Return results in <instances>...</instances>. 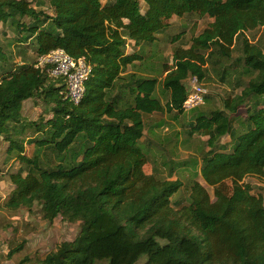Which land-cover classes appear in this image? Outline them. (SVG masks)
<instances>
[{
    "label": "trees",
    "instance_id": "obj_1",
    "mask_svg": "<svg viewBox=\"0 0 264 264\" xmlns=\"http://www.w3.org/2000/svg\"><path fill=\"white\" fill-rule=\"evenodd\" d=\"M49 4L51 14L39 7ZM0 0V23L16 29V44L38 58L63 50L91 66L86 95L74 104L63 78L50 79L37 62L1 66L0 135L27 174L10 176L15 189L6 208H42L44 219L81 223L73 241L61 243L38 264H264V199L252 193L249 176L264 177V50L242 42L241 74L250 75L240 93L226 97L222 109L198 114L189 135L208 137L198 181L186 199L180 181L148 175L145 117L184 114L186 81L206 78L207 59L217 50L231 57L245 33L264 29V0ZM143 6L145 8H143ZM196 15L213 22L176 46L173 65L164 68L166 105L157 95L159 80L124 71L143 61L127 52L154 44L172 19ZM26 18L29 22H26ZM181 39V33L172 40ZM0 60L7 57L0 45ZM227 72L224 71L222 80ZM41 99L52 118L22 122L23 103ZM210 96H205V103ZM246 109V117L239 111ZM195 110V109H194ZM236 123L238 126H236ZM39 150L54 152L57 164L29 158L15 138L29 130ZM15 135V136H14ZM229 136L228 145L218 146ZM22 246L12 249V257Z\"/></svg>",
    "mask_w": 264,
    "mask_h": 264
},
{
    "label": "rangeland",
    "instance_id": "obj_2",
    "mask_svg": "<svg viewBox=\"0 0 264 264\" xmlns=\"http://www.w3.org/2000/svg\"><path fill=\"white\" fill-rule=\"evenodd\" d=\"M33 6H40V0H29ZM112 0H102L105 4ZM143 8H145L143 6ZM39 10L51 14L52 10L47 3H43ZM26 22L29 19L26 18ZM213 22L209 17L199 18L196 15L184 18L172 19L171 27L167 32L159 36V41L154 44L143 45L139 50L128 41L127 52H138L143 56L142 62L128 67L124 76L135 74L141 77H154L159 80L157 95L166 105L169 100V92L163 89L165 77L164 68L173 65V53L176 46L189 48L192 38L198 36ZM181 33V39L174 44L173 38ZM17 31L10 24L4 26L0 23V45L7 57V62L0 60V67H18L24 63L37 62L39 58L30 47L16 44ZM247 38L250 43L264 50V29L247 32L240 36L237 45L232 49L231 57L225 58L215 50L207 59L206 78L201 82L209 101L191 112L154 114L145 117L146 129L142 139L148 163L145 172L164 180L180 181L183 187L178 195L179 199H186L192 182H200L213 197V189L203 180L200 170L204 154L211 149L208 137L201 135H189L191 124L195 123L198 114L206 111L222 109L223 100L234 94L240 93L243 86L250 80V75L241 74L243 65H236L243 57L242 42ZM32 50V51H31ZM224 71L227 75L224 80ZM2 73L0 71V77ZM52 79V78H50ZM190 80L186 85L190 86ZM241 117H246V109L239 111ZM22 122L41 123L52 118L53 113L41 99H31L23 103L21 112ZM236 126L238 124L236 123ZM15 136V135H14ZM35 130H29L24 135H16L20 143L24 144L25 154L29 158L35 155L42 157L43 165L48 167L59 162L54 152L39 150L33 140L40 138ZM228 145L226 152H232V143L229 136L224 137L218 146ZM10 142L0 135V264H38L45 257L54 252L65 241H73L80 232L81 223H69L58 217L54 222L44 219L42 208L35 204L31 209L21 208L17 211L8 210L6 204L15 189L10 176L18 172L27 174L26 165L22 164L15 152H9ZM245 182L252 186V193L262 196L264 199V177L249 176ZM22 246L21 251L9 256L12 249ZM137 264H145L144 257Z\"/></svg>",
    "mask_w": 264,
    "mask_h": 264
},
{
    "label": "built area",
    "instance_id": "obj_3",
    "mask_svg": "<svg viewBox=\"0 0 264 264\" xmlns=\"http://www.w3.org/2000/svg\"><path fill=\"white\" fill-rule=\"evenodd\" d=\"M38 68L46 70L49 78H63L67 96L74 104H79L86 95V81L91 74V66L85 58L75 59L63 50L53 51L38 60ZM188 96L184 102V112H191L205 104L207 92L197 77L190 80Z\"/></svg>",
    "mask_w": 264,
    "mask_h": 264
}]
</instances>
